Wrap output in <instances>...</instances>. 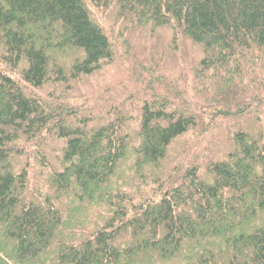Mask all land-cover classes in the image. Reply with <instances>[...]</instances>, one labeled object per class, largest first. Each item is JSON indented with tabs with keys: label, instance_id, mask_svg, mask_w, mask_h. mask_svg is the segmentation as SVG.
I'll list each match as a JSON object with an SVG mask.
<instances>
[{
	"label": "trees",
	"instance_id": "1",
	"mask_svg": "<svg viewBox=\"0 0 264 264\" xmlns=\"http://www.w3.org/2000/svg\"><path fill=\"white\" fill-rule=\"evenodd\" d=\"M0 264H264V0H0Z\"/></svg>",
	"mask_w": 264,
	"mask_h": 264
},
{
	"label": "rangeland",
	"instance_id": "2",
	"mask_svg": "<svg viewBox=\"0 0 264 264\" xmlns=\"http://www.w3.org/2000/svg\"><path fill=\"white\" fill-rule=\"evenodd\" d=\"M91 9L94 12H96L99 22L108 32L114 54L111 60L105 61L102 64L100 70L96 71L90 76H83L81 79L77 81V83L75 82L72 83L73 87L74 88L78 87V89H81L83 91L86 90V92H92V94L96 92L95 95H98L103 92H110V93L116 92L118 94H125L128 92L130 93V91L134 92V88L137 85L140 87L139 83H141L142 81V80L137 81L138 74L136 75L134 73V69L136 68L132 69L131 67L132 62L135 60L134 58H136V56L138 55L134 51V46L136 41L135 38L129 32V30L125 29L126 27L123 26V24H121V22H119L116 19V16L110 9H107V11H103V10L98 11L94 7L93 8L91 7ZM166 39L167 41L169 40L168 31H163L160 34L157 33L155 38H153V40L148 39L147 45L149 43V47L150 46L152 47V43H156V42L161 43L160 41L163 42ZM135 50L137 49L135 48ZM72 53L75 55L74 52ZM72 53H70L68 57H70ZM177 54L181 55L182 51H179ZM139 55L141 58L146 56L145 53H140ZM183 59L185 58L182 57V59L180 60V65L182 67L185 66V62ZM163 74L166 75L167 79L170 77V75H167L166 73ZM165 81L167 85H164L163 87H165V90H167L168 93H171L170 90H175L173 88V84L171 85L170 82L164 80V82ZM164 82H161L159 79L158 80L154 79L151 85L162 87L161 84ZM35 92L38 93L39 95H42L44 98L49 97L47 96L48 94L47 87L42 90H36ZM146 93H150V91L147 90ZM141 96L143 97V95ZM137 101L138 99L135 102ZM129 104H131V102ZM193 136H194L193 132H191L187 136H185L183 140H186L189 137H193ZM52 151H55V153H57L56 150L54 149L49 151V155L52 153ZM33 163L36 165L37 170H39V172L37 173L35 172L33 178L42 181L43 175L40 173V171H44V169L41 167V164L38 161L33 160ZM75 228L80 229V225L77 224Z\"/></svg>",
	"mask_w": 264,
	"mask_h": 264
}]
</instances>
